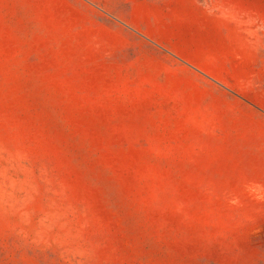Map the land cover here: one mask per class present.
Listing matches in <instances>:
<instances>
[{
    "label": "rangeland",
    "instance_id": "1",
    "mask_svg": "<svg viewBox=\"0 0 264 264\" xmlns=\"http://www.w3.org/2000/svg\"><path fill=\"white\" fill-rule=\"evenodd\" d=\"M0 264H264V0H0Z\"/></svg>",
    "mask_w": 264,
    "mask_h": 264
}]
</instances>
